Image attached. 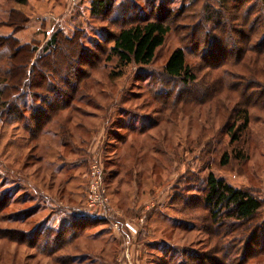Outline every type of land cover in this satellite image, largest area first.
I'll use <instances>...</instances> for the list:
<instances>
[{
	"label": "rangeland",
	"instance_id": "374dc122",
	"mask_svg": "<svg viewBox=\"0 0 264 264\" xmlns=\"http://www.w3.org/2000/svg\"><path fill=\"white\" fill-rule=\"evenodd\" d=\"M111 1L94 14L92 0H0V36L38 49L20 93L0 98V264H264V51L247 52L264 0ZM13 9L23 31L2 27ZM159 17L171 31L153 63L119 68L118 32ZM56 32L77 50L45 52ZM177 49L188 86L164 72ZM9 62L6 47L0 88ZM210 173L261 201L252 244L211 223Z\"/></svg>",
	"mask_w": 264,
	"mask_h": 264
},
{
	"label": "trees",
	"instance_id": "16d2710c",
	"mask_svg": "<svg viewBox=\"0 0 264 264\" xmlns=\"http://www.w3.org/2000/svg\"><path fill=\"white\" fill-rule=\"evenodd\" d=\"M36 1L39 2L41 0ZM15 2L21 5L27 4V0H15ZM112 3L111 0H92V13L108 14L113 8ZM160 17L155 20L140 18L137 23H132L130 26L118 32L110 48V55L112 59L118 61L119 68L123 69L132 64L148 66L153 63L157 51L165 44V40L171 31V28ZM26 18L23 12L13 9L9 14L8 20L2 27L12 29L13 32L23 31L28 21V18ZM61 41L62 43H73L71 49L74 51L77 50V40L66 39L64 35L56 32L49 39L44 47V51L56 50V52H61L63 45L59 43ZM262 46H264V37H262L255 48L248 47L247 52H253L255 50L258 52L264 51ZM6 47L9 51L10 65L7 71L8 76L6 82L3 83L5 85L0 88V98L4 101L1 106H8V103L13 101L11 99H14V93H20L21 88H23L27 80V69L33 63H30L32 59L30 57L38 51V49H30L27 45H20L18 40L13 36H0V51ZM21 59L23 60V64L20 63ZM27 60L28 62L26 64L25 62ZM164 72L171 78L181 80L186 86L197 80L187 63L186 53L182 49H177L170 55ZM19 109V103L14 102L9 108L10 114L12 116L17 115ZM242 117H237V120H240L242 123V130L238 129L241 132L248 129L249 124V115L245 113ZM235 129L236 126H232L230 133L234 132ZM233 140L236 141L237 137H234ZM225 156L227 158V154ZM227 163V159L224 158L222 164L227 165ZM203 203L209 209L211 223L215 225L228 220L234 221L239 227L244 229L242 232H249L247 241L250 244L254 242L257 232L255 233L253 228H248V225L262 209L261 201L247 191L236 189L223 179H218L213 173H210L206 180Z\"/></svg>",
	"mask_w": 264,
	"mask_h": 264
}]
</instances>
